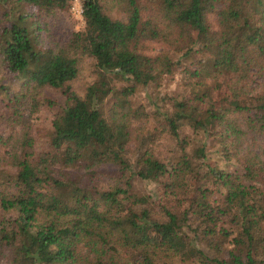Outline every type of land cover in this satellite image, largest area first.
Listing matches in <instances>:
<instances>
[{
	"label": "trees",
	"instance_id": "1",
	"mask_svg": "<svg viewBox=\"0 0 264 264\" xmlns=\"http://www.w3.org/2000/svg\"><path fill=\"white\" fill-rule=\"evenodd\" d=\"M71 1L0 0L8 20L0 27V63L20 79L14 93L0 85L12 104L9 121L19 127L14 137L0 134L14 168L6 175L11 192L0 193V258L7 256L9 264H264L263 168L257 157L237 158L228 148L240 144L246 131L264 132V80L257 91L250 88L253 71L264 76V0H78L83 26L60 42L37 11L50 16ZM115 8L121 16L112 13ZM189 29L202 57L185 74L200 80L204 70L219 73L221 85L239 100L227 109H208V121L192 119L185 102L159 117L177 145L185 142L179 138L183 125L204 134L205 142L183 156L187 168L206 163L210 140L225 159L241 158L243 171L204 164L223 188L220 203L203 188L184 212L164 204L151 211L146 196L128 190L127 172L165 180L163 187L177 196L185 184L177 166L154 154L156 128L142 136L133 160L126 157L130 122L148 118L130 97L174 71L179 60L171 53ZM154 41L163 49L150 54L147 45ZM86 58L94 77L78 94L70 82ZM43 86L61 89L65 104L51 120L52 152L34 153L19 106L27 100L35 112ZM106 164L116 166L105 175L111 183L106 188L69 174L81 168L92 180Z\"/></svg>",
	"mask_w": 264,
	"mask_h": 264
},
{
	"label": "rangeland",
	"instance_id": "2",
	"mask_svg": "<svg viewBox=\"0 0 264 264\" xmlns=\"http://www.w3.org/2000/svg\"><path fill=\"white\" fill-rule=\"evenodd\" d=\"M80 3L78 0H72L68 9L55 10V12L47 16L42 11H37L40 15V20L45 23L50 34L54 35L56 40L62 42L67 39L71 32L82 28L83 20L79 13ZM118 10L117 8H115ZM6 6L0 5V27L8 25V20L5 17ZM28 12L35 10L29 8ZM115 15H120L121 10L112 12ZM122 15V14H121ZM120 15V16H121ZM209 23H213V14L208 15ZM43 25V24H42ZM187 31V29H185ZM185 36H183L182 43L179 45L177 52H172L171 57L178 59L179 63L174 71L162 77L157 86L148 88H139L134 95L130 97V103L133 106L140 105L148 114V118L144 120H132L130 122V141L127 144L126 157L131 161L135 158L137 153V144L142 136H146L149 130L156 128V138L150 146L153 149L157 158L167 164L177 166L180 170V179L184 181V187L180 195H174L167 192L163 187V183L167 181L162 180L152 181L149 179H141L133 173H126L129 183V191L137 195H143L148 198V207L151 211H157L156 206L164 204L170 207H178L184 212L187 210L193 197L203 188L209 189L213 192L211 200L219 201V194L223 188L219 182L205 173L204 164H208L215 169H221L229 173L241 174L243 165L241 158L248 159L257 157L260 160L261 167L264 172V132L254 133L246 131L242 135L240 144L230 145L228 148L235 151L237 158L240 159H225L220 155V148L216 141H206L205 160L206 163L197 165L195 168H187L182 163V158L191 155V151L196 146L204 141V134L202 131H192L187 125L179 128V138H184V143L176 144V139L173 138L167 131L163 121L159 117V112H167L170 115L173 110L175 102H185V111L192 114L193 118H198L201 122L210 120L207 116L208 109L217 111L219 109H227L231 103L237 102L239 99L227 91L220 83L221 75L219 73L202 71L201 79H190L184 72V69H192L198 66L197 62L202 57V53L198 50V45L193 42L195 37L194 32L189 29ZM42 33V32H41ZM161 42H150L148 48L150 54L158 52L163 49ZM191 48L190 53L185 52ZM77 76L70 82L71 89L78 94H81L85 86L91 82L94 77L93 67L91 61L84 59L79 67ZM264 80V76L252 72L250 88L251 91H257L260 88V83ZM20 79L13 73L7 72L0 63V85L5 86L9 93H14L19 87ZM40 104L35 112L30 113V104L26 101L22 102L19 109L22 114L27 117L29 122V134L32 138V148L34 153L37 152H52L49 140L51 135V120L54 115L65 104V96L59 88H52L43 86L38 93ZM12 113V104L8 101L4 91L0 89V134L3 136H15L19 133V127L12 125L9 118ZM237 119V117L235 118ZM214 123V122H213ZM210 124V123H209ZM213 126V124H211ZM243 128V127H242ZM244 129V128H243ZM205 142V141H204ZM7 147L0 146V193L11 192L12 186L6 181L9 174L14 173V168L8 163ZM255 161V160H254ZM204 162V161H203ZM116 170L115 165L106 164L102 168L97 169V175L92 180H86L84 172L81 168L76 171L69 170L70 177L73 179L79 176L82 182L88 185L103 188L110 186V179L108 180V173H113ZM106 171V173H104ZM262 185L261 182H257ZM53 192L52 195H54ZM57 197V195H54ZM49 196H45L44 200ZM48 203L53 202V198L49 197ZM134 209H137L134 206ZM202 249L209 255L213 256L212 250L202 244ZM121 248L123 254H128L132 257L130 250ZM0 264H9L7 256L0 258ZM175 264H196L192 261L176 262Z\"/></svg>",
	"mask_w": 264,
	"mask_h": 264
},
{
	"label": "built area",
	"instance_id": "3",
	"mask_svg": "<svg viewBox=\"0 0 264 264\" xmlns=\"http://www.w3.org/2000/svg\"><path fill=\"white\" fill-rule=\"evenodd\" d=\"M81 12V8H79V13Z\"/></svg>",
	"mask_w": 264,
	"mask_h": 264
}]
</instances>
